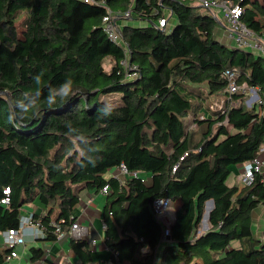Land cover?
Here are the masks:
<instances>
[{
	"label": "trees",
	"instance_id": "trees-1",
	"mask_svg": "<svg viewBox=\"0 0 264 264\" xmlns=\"http://www.w3.org/2000/svg\"><path fill=\"white\" fill-rule=\"evenodd\" d=\"M100 1L0 0V233L18 227L24 205L39 200L46 211L33 214L39 238L55 241L57 227L65 232L75 222L81 192L108 185L110 257L94 262L89 241L71 236L83 264H156L166 239L159 264H264V222L257 236L253 219L264 205V171L241 189L227 183L233 166L261 156L264 147V55L219 41L220 20L195 0ZM232 1L244 8L241 21L263 35L264 0ZM108 9L128 20L119 42L103 30ZM227 68L258 90L259 108L231 104L247 95L224 93ZM38 73L44 86L72 79L77 96L17 130L7 122L9 105L33 89ZM219 95L228 97L225 108L213 111L209 98ZM105 101L116 110L97 119ZM204 107L212 116L198 115ZM66 121L91 138L94 167L76 164ZM191 122L207 123V130ZM159 197L179 201L168 237L151 208ZM209 199L211 226L199 234ZM11 250L0 244V264ZM29 251L33 264H57L41 246Z\"/></svg>",
	"mask_w": 264,
	"mask_h": 264
},
{
	"label": "built area",
	"instance_id": "built-area-1",
	"mask_svg": "<svg viewBox=\"0 0 264 264\" xmlns=\"http://www.w3.org/2000/svg\"><path fill=\"white\" fill-rule=\"evenodd\" d=\"M86 3L94 4H103V1L100 0H82ZM198 4L209 9L210 11L218 10L223 14V21L220 20L221 25L224 27V30L227 32L229 38L235 43V46L250 50L256 54L264 55V34L258 35L247 25L241 21V16L244 8L237 3H234L232 0H195ZM125 17L130 16V12L124 14ZM119 16L116 13H113L108 9V14L104 16L102 26L103 30L108 34V36L114 41H121V35L119 32L118 25ZM167 23L165 18L159 20V26L163 27ZM240 72L236 68H227L223 77L226 80L227 84L224 88V93L234 94V93H244L248 95L249 99L251 98H260L258 90L254 87L249 86L246 82H239ZM260 99L257 100L259 102ZM225 108V100L217 101L210 104L211 110H221ZM204 115L201 116L203 118ZM224 124H229V120L226 119ZM264 151V147L261 149ZM188 155V153H185ZM184 158V156L182 157ZM177 167L173 168V171ZM264 171V159L261 156L247 162L244 164L242 171L239 174V181L244 185H249L254 181V176L256 172ZM121 172L127 173L128 170L125 165H121ZM136 176L137 172H133ZM104 195L109 193V186L106 185L100 190ZM5 193L9 194V189L5 190ZM9 198H5L2 202H8ZM171 201L167 197H159L153 200L151 208L155 215V218L162 224L164 227V235L168 237L170 235V206ZM27 226H32L34 228V233L32 239H38L43 235V230L40 228L39 223L33 221V216L21 217L20 225L16 228H9L0 233L1 242L0 244L4 247L11 248V252L6 256L5 263L10 262L12 258L19 257L20 253L17 251V247L26 246L27 238L25 229ZM70 232L75 238H86L88 236V228L83 226L80 222L75 221L71 228ZM57 238L60 239L65 235L64 231L60 230V227L56 229ZM95 242V241H94Z\"/></svg>",
	"mask_w": 264,
	"mask_h": 264
},
{
	"label": "crops",
	"instance_id": "crops-1",
	"mask_svg": "<svg viewBox=\"0 0 264 264\" xmlns=\"http://www.w3.org/2000/svg\"><path fill=\"white\" fill-rule=\"evenodd\" d=\"M214 11H218L217 9ZM213 11V13H214ZM128 20H118L119 27L122 26L123 23H126ZM175 23V21L173 20ZM172 22V23H173ZM173 23V24H174ZM216 37L219 41L222 43L235 46V43L229 38L227 32L224 30V27L219 23V25L216 28ZM208 107H204L201 111L198 112V115H205L207 117L212 116L211 113L208 112ZM192 117V116H191ZM192 119H194L192 117ZM194 128H199L200 132H204L207 130V123H203L202 125L195 124ZM261 158L264 159V151L261 153ZM244 166V163L237 164L232 167V173L228 179V184L230 186L237 185L239 188H242V184L239 183V174L242 171ZM117 169H112L107 173V176H111L116 174ZM120 177H124L123 175H120ZM147 181H150V177L147 178ZM239 183V185H238ZM107 201V195H104L101 191H95V190H89L85 189L80 194V201L76 206L75 209V215L76 220L80 222L83 226L88 228V236L86 239L89 241L90 249L92 250V255L94 262L100 260V259H108L110 257V252L106 246L105 240H106V226L104 224L103 220V214L104 209ZM174 203V202H172ZM176 206L173 211V216L170 215L171 223L174 219V213L175 209L177 208L179 201H176ZM174 205V204H173ZM264 207V205L258 207L253 212V219H254V229L257 236L261 235L262 228H263V222H264V212L262 215H260V218L258 215L261 213L260 208ZM45 207L39 200H35L32 203H28L24 205L23 207V215L30 216L34 213L37 214H45L46 211L44 209ZM211 226L210 218L209 223L205 221L203 227L198 228V233L202 234L206 230H208ZM27 243L26 246H19L20 249L17 247V251L20 253L19 257L12 258L10 262H7L5 264H33L37 262H31L30 259V251L29 248L32 245L41 246L44 249V256L48 257L51 261L57 264H83L79 258L76 256L75 252L72 250L70 246V238L72 233L70 230L65 231V235L60 238L56 239L55 241H44L40 238L39 239H32L34 228L32 226H27L25 229ZM95 241V242H94ZM168 239L164 240V242L161 244V246L158 249V255H157V262L156 264L160 263L163 247L167 244ZM0 242H1V235H0ZM111 264V263H109Z\"/></svg>",
	"mask_w": 264,
	"mask_h": 264
},
{
	"label": "clouds",
	"instance_id": "clouds-1",
	"mask_svg": "<svg viewBox=\"0 0 264 264\" xmlns=\"http://www.w3.org/2000/svg\"><path fill=\"white\" fill-rule=\"evenodd\" d=\"M32 81L33 89L23 93L9 105L7 122L17 130L27 127L32 120L41 119L43 113L55 110L57 105H66L77 96L72 79H65L59 85L44 86L42 73H38L32 77ZM115 110L116 106L111 101H105L97 108L95 115L97 119L104 120L110 118ZM64 127L76 164L82 169L94 167L97 149L91 138L71 121H66Z\"/></svg>",
	"mask_w": 264,
	"mask_h": 264
},
{
	"label": "rangeland",
	"instance_id": "rangeland-1",
	"mask_svg": "<svg viewBox=\"0 0 264 264\" xmlns=\"http://www.w3.org/2000/svg\"><path fill=\"white\" fill-rule=\"evenodd\" d=\"M192 4L193 5H200V4H198L196 1H193L192 2ZM203 12H207V13H212V14H214L216 17H217V19L218 20H222L223 21V14L221 13V12H219V11H214V13H213V11H210L209 9H207V8H204V11ZM173 20L174 21H176L175 20V17H170V25H172L174 22H173ZM173 22V23H172ZM18 24H19V22H18ZM219 25V23L217 24V26ZM106 69H110L111 68V61L110 60H107L106 61ZM250 97V96H249ZM249 97H248V95L246 96V98L244 99V100H238V101H233L231 104L232 105H240L242 102L244 103V105L245 106H247V107H252V105H254V104H256L257 103V106H258V108H259V103L257 102V100L259 99V98H256L255 97V99L254 98H251V99H249ZM228 97H226L225 95H219L218 97L217 96H211L209 99V107H210V104H212V103H215V102H217V101H221V99H224L225 101H226V99H227ZM117 99V95H112V96H110V100H113V101H115ZM213 111H215V110H213ZM201 116V115H200ZM188 119L189 120H191L192 119V117L190 116V117H188ZM192 121H193V119H192ZM191 127L192 128H194V127H196V126H194L195 125V123L194 122H191ZM230 177V176H229ZM229 179V178H228ZM227 183H228V180H227ZM240 183V182H239ZM239 183H238V185H239ZM174 204V205H173ZM176 202H174V203H172L171 204V206H170V209H169V211H170V213H171V216H173V211H174V208H175V206H176ZM260 214L258 215V217L260 218V215H262V213L264 212V207H262V208H260ZM205 221H207V223H209V217H207V218H203L202 219V221H201V224H200V226L201 227H203L204 226V223H205ZM199 226V227H200ZM19 249H20V247H18Z\"/></svg>",
	"mask_w": 264,
	"mask_h": 264
},
{
	"label": "water",
	"instance_id": "water-1",
	"mask_svg": "<svg viewBox=\"0 0 264 264\" xmlns=\"http://www.w3.org/2000/svg\"><path fill=\"white\" fill-rule=\"evenodd\" d=\"M208 205H210V207H208ZM213 206H214V202H213V199H209L207 200L206 202V206H205V212L203 214V218L206 217L208 215V217L210 218V212L211 210L213 209ZM202 218V219H203Z\"/></svg>",
	"mask_w": 264,
	"mask_h": 264
},
{
	"label": "bare ground",
	"instance_id": "bare-ground-1",
	"mask_svg": "<svg viewBox=\"0 0 264 264\" xmlns=\"http://www.w3.org/2000/svg\"><path fill=\"white\" fill-rule=\"evenodd\" d=\"M208 207H210V205H208ZM207 217H208V215L205 218H207Z\"/></svg>",
	"mask_w": 264,
	"mask_h": 264
}]
</instances>
